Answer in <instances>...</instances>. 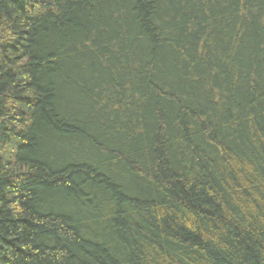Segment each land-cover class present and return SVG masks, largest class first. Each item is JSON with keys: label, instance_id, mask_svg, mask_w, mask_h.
<instances>
[{"label": "trees", "instance_id": "1", "mask_svg": "<svg viewBox=\"0 0 264 264\" xmlns=\"http://www.w3.org/2000/svg\"><path fill=\"white\" fill-rule=\"evenodd\" d=\"M0 264H264V0H0Z\"/></svg>", "mask_w": 264, "mask_h": 264}]
</instances>
